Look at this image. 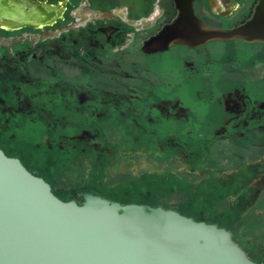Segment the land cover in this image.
<instances>
[{
	"label": "flooded vegetation",
	"instance_id": "1",
	"mask_svg": "<svg viewBox=\"0 0 264 264\" xmlns=\"http://www.w3.org/2000/svg\"><path fill=\"white\" fill-rule=\"evenodd\" d=\"M39 28H0V149L62 200L173 209L234 234L264 264V41L154 49L183 0H40ZM263 0H191L234 29ZM261 226L260 238L258 227Z\"/></svg>",
	"mask_w": 264,
	"mask_h": 264
},
{
	"label": "water",
	"instance_id": "2",
	"mask_svg": "<svg viewBox=\"0 0 264 264\" xmlns=\"http://www.w3.org/2000/svg\"><path fill=\"white\" fill-rule=\"evenodd\" d=\"M40 0H0V28H39L62 11ZM176 24L148 42L154 49L213 40L264 41V0L234 29L210 27L183 0ZM0 264H261L224 227L173 209L121 204L84 193L62 200L42 178L0 149Z\"/></svg>",
	"mask_w": 264,
	"mask_h": 264
},
{
	"label": "rangeland",
	"instance_id": "3",
	"mask_svg": "<svg viewBox=\"0 0 264 264\" xmlns=\"http://www.w3.org/2000/svg\"><path fill=\"white\" fill-rule=\"evenodd\" d=\"M247 224H240L237 229H236V233L234 234V237L236 239L237 242L240 243L241 246H243L244 248H246V236L245 234L249 231V228H247ZM261 226L258 227V233L260 232ZM255 238H260V233L254 236Z\"/></svg>",
	"mask_w": 264,
	"mask_h": 264
},
{
	"label": "bare ground",
	"instance_id": "4",
	"mask_svg": "<svg viewBox=\"0 0 264 264\" xmlns=\"http://www.w3.org/2000/svg\"><path fill=\"white\" fill-rule=\"evenodd\" d=\"M43 27V26H42Z\"/></svg>",
	"mask_w": 264,
	"mask_h": 264
}]
</instances>
